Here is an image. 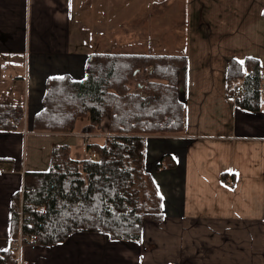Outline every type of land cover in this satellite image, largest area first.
<instances>
[{
    "label": "crops",
    "instance_id": "crops-1",
    "mask_svg": "<svg viewBox=\"0 0 264 264\" xmlns=\"http://www.w3.org/2000/svg\"><path fill=\"white\" fill-rule=\"evenodd\" d=\"M93 54L188 60L184 131L146 140L163 220L145 221L140 242L78 232L17 250L10 218L25 173L47 171L56 146L90 159L87 146L108 135L109 113L98 133H86L87 118L70 133L30 126L47 81L82 80ZM247 58L260 64L264 94V0H0V105L23 111L14 130H0V251L22 264H264V101L238 107L228 75Z\"/></svg>",
    "mask_w": 264,
    "mask_h": 264
},
{
    "label": "trees",
    "instance_id": "trees-1",
    "mask_svg": "<svg viewBox=\"0 0 264 264\" xmlns=\"http://www.w3.org/2000/svg\"><path fill=\"white\" fill-rule=\"evenodd\" d=\"M139 73L148 81L132 91ZM187 73L185 56L93 54L82 80H48L42 109L31 119L33 131L70 133L87 118L86 133H98L109 113L108 135L103 145L87 146L90 159L72 160L68 147L56 146L47 171L25 173L21 194L12 199L11 242L20 238L22 246L52 247L78 232L140 242L145 221H162V199L146 168V140L184 131L186 109L178 94ZM228 75L233 94L240 83L238 107L259 111L264 101L259 62L233 61ZM22 118L20 107L0 105V130H14ZM172 166L169 157L166 167ZM12 257L10 250L0 251V264H15Z\"/></svg>",
    "mask_w": 264,
    "mask_h": 264
},
{
    "label": "built area",
    "instance_id": "built-area-1",
    "mask_svg": "<svg viewBox=\"0 0 264 264\" xmlns=\"http://www.w3.org/2000/svg\"><path fill=\"white\" fill-rule=\"evenodd\" d=\"M235 92L240 94L241 89H240L239 86H237V87L235 88ZM20 215H21V212H20ZM13 246H14V248H16L17 250H19V248H20V246H21V244H20V238H18V241H17L16 243H14ZM11 261H13L15 264H22L21 255L19 254V252H18L17 255H16V254L13 255V257L11 258Z\"/></svg>",
    "mask_w": 264,
    "mask_h": 264
},
{
    "label": "rangeland",
    "instance_id": "rangeland-1",
    "mask_svg": "<svg viewBox=\"0 0 264 264\" xmlns=\"http://www.w3.org/2000/svg\"><path fill=\"white\" fill-rule=\"evenodd\" d=\"M147 81H148L147 76L145 74H143V73H139V75L133 81L132 91H136L137 90L136 88H137V85L139 83H143V82H147ZM139 89H141V87H139Z\"/></svg>",
    "mask_w": 264,
    "mask_h": 264
}]
</instances>
